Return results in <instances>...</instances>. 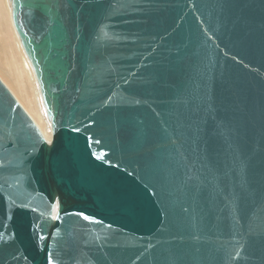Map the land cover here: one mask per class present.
I'll return each instance as SVG.
<instances>
[{
  "label": "water",
  "instance_id": "1",
  "mask_svg": "<svg viewBox=\"0 0 264 264\" xmlns=\"http://www.w3.org/2000/svg\"><path fill=\"white\" fill-rule=\"evenodd\" d=\"M9 2L0 264H264V0Z\"/></svg>",
  "mask_w": 264,
  "mask_h": 264
},
{
  "label": "bare ground",
  "instance_id": "2",
  "mask_svg": "<svg viewBox=\"0 0 264 264\" xmlns=\"http://www.w3.org/2000/svg\"><path fill=\"white\" fill-rule=\"evenodd\" d=\"M0 43L2 44V50L8 55L12 66V70L8 71L0 65V73L2 77H4L5 84L7 82L12 85V90L14 89L12 83H18L14 74L29 84L32 90L31 96L28 95L19 84V86L16 84L15 86L17 89H14V92L19 99L15 94L14 95L36 122L47 139L50 140L52 135L51 122L49 121L44 108L40 87L34 69L24 52L19 36L14 28L9 0H0Z\"/></svg>",
  "mask_w": 264,
  "mask_h": 264
},
{
  "label": "rangeland",
  "instance_id": "3",
  "mask_svg": "<svg viewBox=\"0 0 264 264\" xmlns=\"http://www.w3.org/2000/svg\"><path fill=\"white\" fill-rule=\"evenodd\" d=\"M0 65H2V67L4 68V69H6V70H8V71H11L12 70V66H11V64H10V59H9V57H8V55L2 50V44L0 43ZM1 71V70H0ZM14 77L16 78V81L18 80V83H12L13 85H14V89H17V87L15 86L16 84L18 85H20L24 90H25V92L28 94V95H32V90H31V88H30V86H29V84L25 81V80H23V79H21L20 77H17L15 74H14ZM0 78L3 80V81H5L4 80V77H2V75H1V73H0ZM5 83V82H4ZM6 85H8V87L12 90V85H10V84H8L7 82H6ZM10 85V86H9ZM18 85V86H19ZM14 89L12 90L13 92H14ZM30 93V94H29ZM13 94H15L16 95V93L14 92ZM17 96V95H16ZM17 98H18V96H17ZM19 99V98H18Z\"/></svg>",
  "mask_w": 264,
  "mask_h": 264
},
{
  "label": "snow or ice",
  "instance_id": "4",
  "mask_svg": "<svg viewBox=\"0 0 264 264\" xmlns=\"http://www.w3.org/2000/svg\"><path fill=\"white\" fill-rule=\"evenodd\" d=\"M84 218H85V219H88V217H86V216H85Z\"/></svg>",
  "mask_w": 264,
  "mask_h": 264
}]
</instances>
